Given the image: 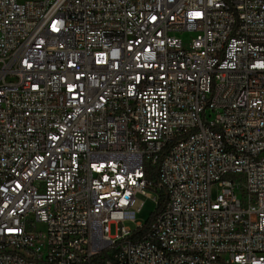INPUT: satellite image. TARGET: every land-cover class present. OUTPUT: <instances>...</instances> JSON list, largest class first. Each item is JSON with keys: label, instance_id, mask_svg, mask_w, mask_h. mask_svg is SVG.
Returning <instances> with one entry per match:
<instances>
[{"label": "built area", "instance_id": "built-area-1", "mask_svg": "<svg viewBox=\"0 0 264 264\" xmlns=\"http://www.w3.org/2000/svg\"><path fill=\"white\" fill-rule=\"evenodd\" d=\"M0 264H264V0H0Z\"/></svg>", "mask_w": 264, "mask_h": 264}, {"label": "rangeland", "instance_id": "rangeland-1", "mask_svg": "<svg viewBox=\"0 0 264 264\" xmlns=\"http://www.w3.org/2000/svg\"><path fill=\"white\" fill-rule=\"evenodd\" d=\"M23 1V0H20ZM213 195L216 196L217 195V189L214 188L213 189ZM145 202L144 207L142 208V210L138 213L137 215V223H141L142 225H148L154 214L157 211V205L155 204V202L150 201V200H143ZM127 228H130L131 230H135L136 229V224L134 223H126L125 225Z\"/></svg>", "mask_w": 264, "mask_h": 264}, {"label": "trees", "instance_id": "trees-1", "mask_svg": "<svg viewBox=\"0 0 264 264\" xmlns=\"http://www.w3.org/2000/svg\"><path fill=\"white\" fill-rule=\"evenodd\" d=\"M162 206H164V203L162 204ZM162 206H161V207H162Z\"/></svg>", "mask_w": 264, "mask_h": 264}]
</instances>
